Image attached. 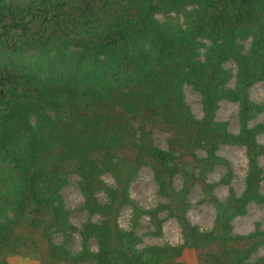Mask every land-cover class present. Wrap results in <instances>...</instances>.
<instances>
[{
  "label": "trees",
  "instance_id": "obj_1",
  "mask_svg": "<svg viewBox=\"0 0 264 264\" xmlns=\"http://www.w3.org/2000/svg\"><path fill=\"white\" fill-rule=\"evenodd\" d=\"M169 11L183 22L156 16ZM263 77L264 0H0V214L12 213L0 221V264L12 255L39 264H182L186 247L198 264H264V254L252 256L264 231L231 233L230 223L259 197L264 144L256 135L264 125L248 119L264 102H252L248 88ZM184 83L200 92L201 117L185 102ZM223 98L238 102L237 133L215 118ZM155 126L170 133L166 149L154 144ZM223 143L244 145L249 159L243 193L225 202L205 172ZM145 163L172 200L139 212L157 223L167 207L180 243L137 246L136 232L116 220ZM71 172L80 177L84 205L101 215L78 229L76 253L55 239L76 230L61 196ZM103 172L115 180L105 203L94 196ZM195 182L218 210L209 230L185 215Z\"/></svg>",
  "mask_w": 264,
  "mask_h": 264
},
{
  "label": "rangeland",
  "instance_id": "obj_2",
  "mask_svg": "<svg viewBox=\"0 0 264 264\" xmlns=\"http://www.w3.org/2000/svg\"><path fill=\"white\" fill-rule=\"evenodd\" d=\"M156 16L161 21L173 18V20L183 22V17L180 13L158 12ZM243 43L247 45L248 41L244 40ZM200 51L203 52L204 47ZM224 66L235 71L234 62L231 60L225 61ZM227 84L233 86V76L228 80ZM183 94L184 100L193 116L201 117L203 105L200 92L190 83H184ZM248 96L256 104L264 102V77L248 88ZM31 118L33 121L35 120L34 115ZM215 118L225 121L229 131L237 133L239 127L238 102L226 98L219 100ZM248 123L249 125H264V107L254 111L250 115ZM169 137L170 133L166 129H161L158 126L153 128V141L156 146L166 149ZM256 139L260 144H264V127L258 131ZM216 152L218 155L217 163L205 171L206 179L214 183L212 189L214 197L225 202L232 193L237 196L243 193L246 186L249 159L246 148L242 144L223 143L220 144ZM257 164L261 168L258 186L259 197L247 202L245 212L236 213L231 217V233L246 234L255 229L264 231V155L261 153L257 157ZM100 179L103 186L94 190V196L98 201L105 203L108 200L105 188L114 187L115 180L108 172H103L100 175ZM183 182L184 176L182 173L174 175L173 186L175 189L185 187ZM158 187L155 170L148 163L142 164L136 170L135 175L127 185L128 199L121 206L116 220L122 228L136 232L140 237L137 246L163 244L165 242L177 244L182 242L183 235L180 224L176 217L168 211L167 207L158 210L157 223L149 219L146 213L139 212L142 209L150 210L160 204H170L172 199L161 194ZM61 196L65 207L69 211V220L75 224L76 230L64 237L57 234L55 239L57 242L64 243L73 253H76L81 247L78 229L87 221L100 219L101 215L91 212L84 205V194L80 187V177L74 172L68 175L66 182L61 187ZM185 200L187 202L185 215L191 223L197 225L201 230H209L215 226L218 210L213 201L206 197V193L199 182L193 183L192 187L189 188L188 192H186ZM136 209H138L137 212L135 211ZM7 216H12L11 211ZM6 217L0 214V221H3ZM89 245L92 249H96V243L93 239L90 240ZM262 254H264V244L255 249L252 256L255 257ZM178 260L182 264H198L196 253L192 247H186L178 257ZM7 264L39 263L37 259L12 255L8 258Z\"/></svg>",
  "mask_w": 264,
  "mask_h": 264
},
{
  "label": "crops",
  "instance_id": "obj_3",
  "mask_svg": "<svg viewBox=\"0 0 264 264\" xmlns=\"http://www.w3.org/2000/svg\"><path fill=\"white\" fill-rule=\"evenodd\" d=\"M58 264H64V263H58Z\"/></svg>",
  "mask_w": 264,
  "mask_h": 264
}]
</instances>
